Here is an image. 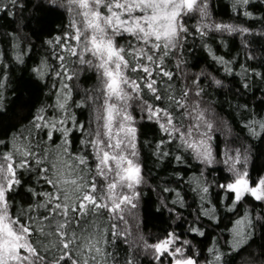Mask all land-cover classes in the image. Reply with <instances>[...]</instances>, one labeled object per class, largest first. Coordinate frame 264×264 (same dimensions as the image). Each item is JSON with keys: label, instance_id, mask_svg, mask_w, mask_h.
<instances>
[{"label": "snow or ice", "instance_id": "6c2138e0", "mask_svg": "<svg viewBox=\"0 0 264 264\" xmlns=\"http://www.w3.org/2000/svg\"><path fill=\"white\" fill-rule=\"evenodd\" d=\"M30 3L0 0V14L20 17L0 49V116L18 99L16 68L38 97L25 122H0V264H237L256 240L249 264H264V171L253 175L264 0H230L227 22L214 0H41L36 8L63 10L67 23L47 36L32 29L39 44L21 32ZM226 36L258 67L220 54ZM197 48L211 60L198 72ZM224 89L232 95L220 101ZM224 103L231 121L217 113ZM152 194L169 222L156 236L142 229ZM210 231L209 245L194 243Z\"/></svg>", "mask_w": 264, "mask_h": 264}, {"label": "trees", "instance_id": "16d2710c", "mask_svg": "<svg viewBox=\"0 0 264 264\" xmlns=\"http://www.w3.org/2000/svg\"><path fill=\"white\" fill-rule=\"evenodd\" d=\"M41 0H31V3L28 5V10L25 11L22 16L24 19V22L28 25V27H21V32L28 34L31 36V39L39 44V36L32 35V29H43L42 32L39 33L40 36H47L51 33H54L56 30L57 25H64L67 23V17L66 14L63 12V10L60 9H50L47 4H44L41 8H36L35 5L37 3H40ZM214 3L216 5L215 8V15L217 20H223V21H230L234 20L233 13L230 8V0H214ZM20 17L16 18V24L13 23L11 18L5 17L3 14H0V49H6L8 45V37L6 33L13 31L15 27L19 24ZM238 23L243 22V20L236 21ZM259 26L258 24L256 25ZM228 43V47L225 48L223 45H219V40L217 39L215 43L213 44L214 47L219 45V53L223 54L225 52L230 53L229 58L237 57L239 59V63L241 64H248L251 66L258 67V61H250L247 60L245 56V50L243 49L240 37H225ZM212 42V41H209ZM27 43V41H25ZM255 47V46H254ZM260 50L257 48L256 51L253 53L254 55L259 56ZM191 63H194L196 67L192 68V71H200L202 68L207 67L210 63V57H208L207 53L203 50H200L199 48L196 49L195 52L191 55ZM237 72H239V67L237 66L236 69ZM238 79V78H237ZM237 79L229 78L226 80V83L230 84H236ZM11 82L12 87L15 88V95L18 97L16 101H12V107L7 110L6 115L0 116V122H2V125L7 127L10 125H15L17 122H25L22 117L26 116L31 108L32 101L29 99V97H35L36 96V88L34 85L30 83L27 77V73L23 71L21 68H16L11 76ZM232 93L228 92L227 89H224L222 93L218 94V98L220 101H224L226 97H230ZM262 95L260 91H256L255 95H248L245 97V99L249 103H255L257 99ZM12 99V93H9V100ZM244 102V101H241ZM27 103L29 107L24 108L22 107L23 104ZM235 103V101H233ZM258 108L264 107V105H257ZM232 110L229 109L228 104H223V111H221L220 108H217V113L221 117L227 118L229 121L232 120V117L229 115V112ZM239 117H237V120ZM234 131L239 132L238 127H234ZM145 132L149 133L150 130L145 129ZM258 156L255 159V165H254V171L253 175L255 176L257 172L264 171V146L259 148L257 150ZM151 165V161H149V166ZM153 171H157V169H153ZM215 171L217 172V175L219 178H223L225 173L222 171V166H218ZM171 172V169H167L165 172H161V177L167 178L169 176V173ZM193 199V195L189 193L188 196V202L191 204ZM154 201H155V195H149L145 198V206L142 210V229L145 234H151L153 236L159 235L163 233V230L169 226V222L167 220L168 213H157L154 209ZM194 206V205H193ZM185 215L187 216L188 213L185 212ZM130 224L132 225V232L133 235L136 234L137 229L135 227V221L130 220ZM228 224V219H224L220 227L223 228L225 225ZM230 226V225H229ZM215 232L210 231L208 233V236L206 237H196L194 239V243H197L198 245L205 246L210 244V237L214 236ZM260 240H256L255 243L252 245L251 249H247L245 251H242L237 258V264H249L250 260V253L255 251L258 252V245L260 244ZM143 264H148L147 260L143 261Z\"/></svg>", "mask_w": 264, "mask_h": 264}]
</instances>
